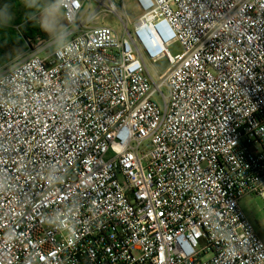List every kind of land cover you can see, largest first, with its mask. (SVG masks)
<instances>
[{"label": "built area", "instance_id": "built-area-1", "mask_svg": "<svg viewBox=\"0 0 264 264\" xmlns=\"http://www.w3.org/2000/svg\"><path fill=\"white\" fill-rule=\"evenodd\" d=\"M135 1L0 70V264H264V0Z\"/></svg>", "mask_w": 264, "mask_h": 264}, {"label": "rangeland", "instance_id": "rangeland-1", "mask_svg": "<svg viewBox=\"0 0 264 264\" xmlns=\"http://www.w3.org/2000/svg\"><path fill=\"white\" fill-rule=\"evenodd\" d=\"M112 1L117 6V12L114 11L112 13L107 9L108 0H91L90 3L88 0H85V5L79 19L91 27L108 25L119 33H123L126 25L131 30L142 14L141 8L135 0ZM53 6L57 9L55 13L52 12ZM53 6L48 7L37 15L36 19L40 25L42 38H38L36 42L33 41L27 52L22 53L14 48L9 49V51H13V61H17L22 55L27 53H37L38 51L51 52L64 41L70 39V33L74 31L75 26L78 25L80 20L76 22V25L69 24L64 17L63 9L56 5ZM169 51L172 55H176L182 51V48L178 43H172L169 46ZM6 53L9 54L8 48L6 49ZM147 66L149 72L156 79L166 69L168 63L163 59L157 63L148 62ZM163 92L167 94L166 89H163ZM154 99L162 103L159 95H156ZM240 205L259 237L264 240V198L260 195L246 196L241 200Z\"/></svg>", "mask_w": 264, "mask_h": 264}, {"label": "trees", "instance_id": "trees-1", "mask_svg": "<svg viewBox=\"0 0 264 264\" xmlns=\"http://www.w3.org/2000/svg\"><path fill=\"white\" fill-rule=\"evenodd\" d=\"M58 0H0V67L10 58V48L27 51L33 41L42 38L34 16Z\"/></svg>", "mask_w": 264, "mask_h": 264}, {"label": "crops", "instance_id": "crops-1", "mask_svg": "<svg viewBox=\"0 0 264 264\" xmlns=\"http://www.w3.org/2000/svg\"><path fill=\"white\" fill-rule=\"evenodd\" d=\"M53 5H56V2L52 3V4L49 5L48 7L53 6ZM56 6H57V5H56ZM48 7H46L45 9H47ZM45 9H43V10H45ZM43 10H42V11H43ZM42 11H41V12H42ZM41 12H39V13H41ZM39 13H38V14H39ZM38 14H36V15L34 16V19L37 18V15H38ZM36 20H37V19H36ZM63 43H64V42H63ZM63 43H62V44H63ZM62 44H60L59 46H61ZM59 46H58V47H59ZM56 48H57V47H56ZM18 51L23 53V51H20V50H18ZM12 52H13V51H9L10 54H11ZM25 52H27V51H25ZM22 56H23V55H22ZM22 56H21V57H22ZM12 57H13V53L11 54V58H10V59H9V60H8L3 66L0 67V70H1L5 65H7V64H9V63H11V62H15V61H13ZM21 57H20V58H21ZM18 60H19V59H18ZM262 197H263V196H262ZM263 198H264V197H263ZM262 240H263V239H262ZM263 241H264V240H263Z\"/></svg>", "mask_w": 264, "mask_h": 264}, {"label": "clouds", "instance_id": "clouds-1", "mask_svg": "<svg viewBox=\"0 0 264 264\" xmlns=\"http://www.w3.org/2000/svg\"><path fill=\"white\" fill-rule=\"evenodd\" d=\"M56 11H57V9L55 8V6H53L52 12L55 13Z\"/></svg>", "mask_w": 264, "mask_h": 264}]
</instances>
